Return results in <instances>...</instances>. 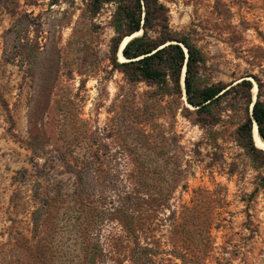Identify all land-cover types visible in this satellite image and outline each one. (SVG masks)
Listing matches in <instances>:
<instances>
[{"label":"rangeland","instance_id":"rangeland-1","mask_svg":"<svg viewBox=\"0 0 264 264\" xmlns=\"http://www.w3.org/2000/svg\"><path fill=\"white\" fill-rule=\"evenodd\" d=\"M161 1L172 28L204 51L206 82L249 78L253 98L259 89L264 98V0ZM114 10L108 3L93 15L89 0H0V264H89L98 236L74 206L68 159L111 164L124 179L131 171L150 180L144 193L173 196L171 220L169 209L140 215L155 264H184L173 255L177 240L191 254L208 250L205 264H264V168L236 141L244 106L202 126L184 115L185 96L129 81L111 62ZM33 132L45 156L30 149ZM135 164L149 171L141 176ZM46 196L51 212L36 239L32 213ZM100 233L96 264H132L133 236L108 220Z\"/></svg>","mask_w":264,"mask_h":264},{"label":"trees","instance_id":"trees-1","mask_svg":"<svg viewBox=\"0 0 264 264\" xmlns=\"http://www.w3.org/2000/svg\"><path fill=\"white\" fill-rule=\"evenodd\" d=\"M108 3L115 4L112 15L115 35L111 40L113 68L122 72L131 82L144 81L156 85L163 95L174 96L178 100L185 96L186 91L184 115L194 116L202 126L219 124L223 111L236 110L239 104L243 105L244 113L238 123L236 141L250 156L256 169L264 168V148L257 144L254 133L256 121L259 135L264 140V98L260 89L253 102L254 84L249 78H242L231 84L206 82L201 74L206 62L204 51L190 33L172 28L169 8L161 0H89L91 13L97 15ZM140 31V34L126 43L123 48L126 60H121L119 50L122 42ZM185 67L184 90L182 79ZM40 138L39 133L33 132L29 142L30 149L34 155L45 156L47 144L40 142ZM66 163L76 176L74 206L82 207L81 211L86 209L89 214L88 223L95 232L93 235L98 236L97 243L94 242L88 248L89 264H96L104 256L100 244V229L106 220L120 224L134 237L136 245L129 256L132 264H155V250L147 242H143L144 230L140 215L148 210L169 209L168 217L171 220L177 213L172 208L173 196L144 193L140 188L149 187V179H135L131 171L124 179L121 169L114 168L111 164L92 159H68ZM44 166L50 168L52 159L46 158ZM134 167L141 176L149 171L146 164H135ZM26 170L19 171L20 177L25 175ZM260 185L264 188V176ZM39 190L40 185L36 188L37 197L41 195ZM51 199L46 196L36 200V209L32 213V232L36 239L51 212ZM210 227L207 226L209 230ZM173 245V255L184 264H205L208 259V250L191 254V248L184 243L177 240Z\"/></svg>","mask_w":264,"mask_h":264},{"label":"bare ground","instance_id":"bare-ground-1","mask_svg":"<svg viewBox=\"0 0 264 264\" xmlns=\"http://www.w3.org/2000/svg\"><path fill=\"white\" fill-rule=\"evenodd\" d=\"M140 32H137L136 34H140ZM131 38V36H128L126 37L123 45ZM120 59L121 60H126L125 56H123L121 53H120ZM254 91H257V85L254 86ZM254 133H255V137H256V141H257V144L260 146V147H263L264 148V140H262V138L260 137L258 131H257V126L255 125V129H254Z\"/></svg>","mask_w":264,"mask_h":264},{"label":"water","instance_id":"water-1","mask_svg":"<svg viewBox=\"0 0 264 264\" xmlns=\"http://www.w3.org/2000/svg\"><path fill=\"white\" fill-rule=\"evenodd\" d=\"M136 35H138V34H135V35L131 36V38L134 37V36H136ZM131 38H130V39H131ZM130 39H129V40H130ZM129 40H128V41H129ZM124 41H125V39H124ZM124 41L122 42V44H121V48H120V50H119V54L121 53L123 56H124V54H123V48L125 47L126 43L128 42V41H127V42L123 45ZM185 69H186V67L184 68L183 79H182V83H183L184 90H185ZM185 99H186V91H185ZM256 99H257V95H255V98H254V101H253V102H255ZM255 125L257 126V122H256V121H255ZM257 131H258V126H257ZM258 133H259V131H258Z\"/></svg>","mask_w":264,"mask_h":264}]
</instances>
